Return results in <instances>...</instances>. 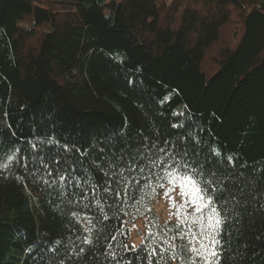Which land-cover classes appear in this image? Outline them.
<instances>
[{"label":"trees","instance_id":"trees-1","mask_svg":"<svg viewBox=\"0 0 264 264\" xmlns=\"http://www.w3.org/2000/svg\"><path fill=\"white\" fill-rule=\"evenodd\" d=\"M233 23L238 31L204 69ZM190 128L222 158L234 156L235 172L251 179L264 169V0H0V160L28 155V141L46 135L83 149L92 136L122 131L133 144L143 134L162 146ZM251 189L240 223L226 226L235 264H264V181ZM161 190L145 185L109 208L98 189L80 210L23 169L0 170V264H119L123 245L132 249L128 222H147L137 250L149 229L159 242L177 224L155 213ZM109 242L115 260L105 254Z\"/></svg>","mask_w":264,"mask_h":264},{"label":"snow or ice","instance_id":"snow-or-ice-1","mask_svg":"<svg viewBox=\"0 0 264 264\" xmlns=\"http://www.w3.org/2000/svg\"><path fill=\"white\" fill-rule=\"evenodd\" d=\"M3 115L7 124V111ZM172 127L183 129L184 125L173 124ZM33 135H36L35 130ZM89 139V146L83 149L80 144L70 139L62 141L55 135L38 138L37 143L29 140L28 155L13 154L6 161L0 160V170L21 168L34 183L48 186L53 199L80 210L90 209L91 202L84 201L89 200V193L95 196L98 189L113 200L109 208L134 199L137 189L142 190L145 185L152 188L153 193L157 187L166 189L164 196L175 209L177 224L158 233L159 242L153 239L149 229L148 240L139 250L135 246L129 250L123 245L125 255L119 264H133V261L136 264H177V261L179 264H235L231 256L232 232L226 226L233 220L240 223L243 211L247 210L248 197L257 194L254 189L250 190V185L264 181V176H256L264 169L253 168L251 179L244 172H235L234 156L222 158L216 146L207 145L191 128L174 134V139H165L162 146L147 143L148 138L143 134L141 140L133 144L122 131L97 134ZM97 174L103 178L102 182L94 178ZM177 189L181 197L179 206L170 196ZM100 210L103 212L102 205ZM70 215L80 222L79 211H71ZM108 218L104 213V219ZM83 219L91 223L90 217ZM115 240L116 236L112 235L111 241ZM59 243L56 241L57 245ZM82 243L92 244V241L85 237ZM112 248L109 242L105 254L115 260ZM128 251H133L135 256L128 257ZM84 252L85 249L79 247L77 255ZM59 264L64 261L60 260Z\"/></svg>","mask_w":264,"mask_h":264},{"label":"rangeland","instance_id":"rangeland-1","mask_svg":"<svg viewBox=\"0 0 264 264\" xmlns=\"http://www.w3.org/2000/svg\"><path fill=\"white\" fill-rule=\"evenodd\" d=\"M238 31V25L236 26V23H233L232 26H229L228 28L224 29L221 34L220 43H218L216 46L212 47L211 50H209L205 56L204 62H203V68L207 69L213 58L216 56L220 48L226 43L229 42L232 39V34ZM236 34V33H235ZM166 189H162L155 202H154V210L158 218L161 220V222H167L171 221L172 219H176L174 213L175 209L170 207L171 201L164 196V192ZM170 196L174 197L176 200L177 205L179 206L181 202V197L179 195V189H177L175 192L170 193ZM147 224L146 220H135L134 222H128L127 225L130 228L129 232V245L132 247H137L141 242V237L143 236L145 232V225Z\"/></svg>","mask_w":264,"mask_h":264}]
</instances>
